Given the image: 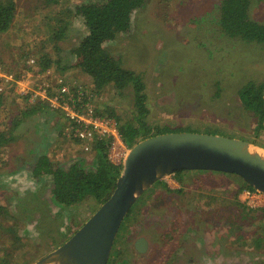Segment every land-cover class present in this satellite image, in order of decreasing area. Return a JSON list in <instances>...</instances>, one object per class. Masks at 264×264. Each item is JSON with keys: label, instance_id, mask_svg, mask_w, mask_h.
<instances>
[{"label": "rangeland", "instance_id": "obj_1", "mask_svg": "<svg viewBox=\"0 0 264 264\" xmlns=\"http://www.w3.org/2000/svg\"><path fill=\"white\" fill-rule=\"evenodd\" d=\"M13 1L17 10L12 27L0 35V129L13 117L21 121L15 139L4 150L0 146V264H34L100 205L92 196L71 205L51 200L49 179L33 177L32 160L46 154L59 165L77 161L91 167L95 153L62 133L72 131V125L57 109L21 114L25 107L39 106L40 100L50 103L48 93L57 90L60 80L82 92V83L90 88L91 79L78 74L70 53L86 32L73 8L89 0ZM217 1L146 0L131 12L129 29L104 45L125 67L142 75L150 124L226 135L264 147V130L257 129L255 116L237 94L247 80H264V44L223 34L215 21ZM203 14L216 24L188 22ZM250 17L264 23V0L252 2ZM66 19L71 21L69 35L54 40ZM188 25L189 32L180 39ZM174 26L178 30L173 33L169 28ZM43 54L52 60L39 70ZM85 94L102 116L132 118L130 90L107 85ZM84 97L70 102L83 106ZM230 174L187 170L179 174L181 185L172 174L154 182L147 198L141 201L144 192L123 219L113 245L114 260L124 253L121 264H264V212L258 210L262 206L249 208L239 197L244 187L233 182L241 185L240 179ZM28 196V209L22 212L18 202ZM141 238L146 255L130 258Z\"/></svg>", "mask_w": 264, "mask_h": 264}, {"label": "trees", "instance_id": "obj_2", "mask_svg": "<svg viewBox=\"0 0 264 264\" xmlns=\"http://www.w3.org/2000/svg\"><path fill=\"white\" fill-rule=\"evenodd\" d=\"M254 0H218L216 7L218 8V16L214 23L207 18V14L199 17L191 18L189 23L197 24L203 21L210 20L220 28V31L230 38H238L244 42H254L257 44H264V23L252 19L250 17L251 4ZM146 0H89L82 4L76 5L74 16L80 17L86 32L82 35L78 43L71 49L70 53L74 56L73 66L78 68V74L87 75L91 80L90 88L88 85H83V89L99 92L105 86L110 85L118 91L130 90L133 98L132 118L127 120L120 116L110 113L113 116L121 138L126 145L131 147L138 140L154 135L157 133L177 131L178 129H170L167 126L153 125L147 121L149 109L147 107V95L145 91V82L142 75L131 69L125 67L120 58L115 57L108 48L105 47V42L113 40L117 33L126 31L130 27V14L134 10L143 7ZM16 4L13 0H0V35L10 31L13 21L16 16ZM71 21L66 19L59 24V30L53 36L54 40L61 41L66 38L69 33L68 25ZM169 28L173 33L178 30ZM189 25L186 27L184 33L179 37H185L189 32ZM169 46V48H171ZM169 49L165 52L169 53ZM51 56L43 54L38 59L39 70L48 67L51 64ZM63 66L62 68H64ZM64 81V80H63ZM82 92L78 86L69 88L70 102L72 98L85 96L83 108L89 102L88 96ZM50 96L57 94L56 92H49ZM237 94L243 107L253 113L256 118V126L258 130H264V80L255 81L247 80L237 89ZM39 106L25 107L21 114H28L35 111L37 108H51V110L59 111L64 116V111L61 106L53 108L46 100L38 101ZM72 103V102H70ZM76 105V103H75ZM76 108H78L76 106ZM79 109V108H78ZM67 119V118H66ZM71 125L76 124L75 121L69 120ZM21 120L13 117L11 121L4 123V128L0 129V146L5 149L10 142L15 139L17 135L14 129L18 126ZM181 130V129H180ZM64 131V130H63ZM67 138L73 137L62 132ZM109 137L95 138L92 143V150L95 153L94 164L91 167H82L79 162H71L68 166L56 164L51 161L46 154L39 155L31 162V173L34 178L40 180L48 178L50 184V198L55 203L61 205H71L79 203L87 196H92L100 204L105 201L114 189L115 182L120 174L121 167L111 163L107 156ZM181 171H175L179 174ZM201 171V170H198ZM218 172L229 174L219 171ZM235 175L241 181L234 180L238 188L248 186L239 176ZM161 182V179L156 181ZM29 196L22 202L21 211L28 209L27 202ZM36 199L34 201H37ZM4 205L0 204V210ZM129 212L126 216L131 212ZM264 212V206L258 208ZM125 216V218H126ZM3 264H8L4 262Z\"/></svg>", "mask_w": 264, "mask_h": 264}, {"label": "water", "instance_id": "obj_3", "mask_svg": "<svg viewBox=\"0 0 264 264\" xmlns=\"http://www.w3.org/2000/svg\"><path fill=\"white\" fill-rule=\"evenodd\" d=\"M264 147L221 134L168 131L128 150L110 196L62 244L34 264H107L119 227L138 197L178 170L232 173L264 192Z\"/></svg>", "mask_w": 264, "mask_h": 264}, {"label": "built area", "instance_id": "obj_4", "mask_svg": "<svg viewBox=\"0 0 264 264\" xmlns=\"http://www.w3.org/2000/svg\"><path fill=\"white\" fill-rule=\"evenodd\" d=\"M57 94L51 96L50 106L57 108L61 106L64 116L67 119L75 121L72 125V131L75 138L85 143L87 149L92 148L95 138L109 137L111 140L108 144L107 156L111 163L122 166L128 153L129 147L121 138L116 121L113 117L97 113L94 107L89 104L76 108L71 104L69 98V88L64 85L62 80L58 83ZM52 102V103H51ZM99 114V116H98ZM91 146V147H90ZM240 198L247 202L249 206H264V192L256 190L253 187H244L240 193Z\"/></svg>", "mask_w": 264, "mask_h": 264}, {"label": "flooded vegetation", "instance_id": "obj_5", "mask_svg": "<svg viewBox=\"0 0 264 264\" xmlns=\"http://www.w3.org/2000/svg\"><path fill=\"white\" fill-rule=\"evenodd\" d=\"M181 172H183V171H181ZM180 172V173H181ZM179 173V174H180ZM179 174H175V172L174 173H172V178H174L177 182H179V184L181 185L182 184V177H180L179 176ZM162 180V179H161ZM162 182V181H161ZM160 182V183H161ZM159 183V182H158ZM178 189H180V188H178ZM147 190H150L149 188L147 189ZM147 190H145L141 195H142V197L140 198V196H139V198L141 199V201H143L145 198H147V196H148V194H147ZM243 190V189H242ZM241 190V191H242ZM241 191H240V193H241ZM139 199V200H140ZM240 199H242V198H240ZM242 201H243V199H242ZM244 202V201H243ZM249 208H252V209H255V208H257V206L256 207H253V206H248ZM130 214V213H129ZM128 214V215H129ZM127 215V216H128ZM114 244H115V242H114ZM145 246V247H144ZM114 246L112 247V249H111V253H110V255H109V258H108V260H107V264H117L118 263V260H119V262H120V264H121V262H123L124 261V258H125V255H124V253H122V254H120V256H116V260H114V258H113V254H115V252L117 251V249L115 248L114 250ZM145 249V250H144ZM131 253H130V258H132V257H134V258H136V259H140L142 256H145L146 254H145V252H146V241H145V239L144 238H141V239H139L138 241H136L135 242V245H133V247H132V249H131ZM129 258V259H130ZM118 259V260H117ZM135 264V263H134Z\"/></svg>", "mask_w": 264, "mask_h": 264}, {"label": "bare ground", "instance_id": "obj_6", "mask_svg": "<svg viewBox=\"0 0 264 264\" xmlns=\"http://www.w3.org/2000/svg\"><path fill=\"white\" fill-rule=\"evenodd\" d=\"M263 152V154H264V150L262 151ZM48 264H55L53 261H51L50 263H48Z\"/></svg>", "mask_w": 264, "mask_h": 264}, {"label": "clouds", "instance_id": "obj_7", "mask_svg": "<svg viewBox=\"0 0 264 264\" xmlns=\"http://www.w3.org/2000/svg\"><path fill=\"white\" fill-rule=\"evenodd\" d=\"M65 117V116H64ZM129 147V146H128Z\"/></svg>", "mask_w": 264, "mask_h": 264}]
</instances>
